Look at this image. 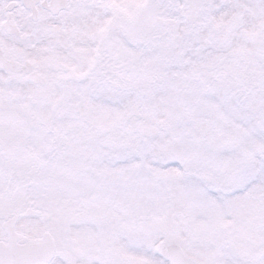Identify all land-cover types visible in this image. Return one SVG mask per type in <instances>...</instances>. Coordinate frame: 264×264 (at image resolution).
<instances>
[{
	"label": "snow or ice",
	"instance_id": "snow-or-ice-1",
	"mask_svg": "<svg viewBox=\"0 0 264 264\" xmlns=\"http://www.w3.org/2000/svg\"><path fill=\"white\" fill-rule=\"evenodd\" d=\"M0 264H264V0H0Z\"/></svg>",
	"mask_w": 264,
	"mask_h": 264
}]
</instances>
